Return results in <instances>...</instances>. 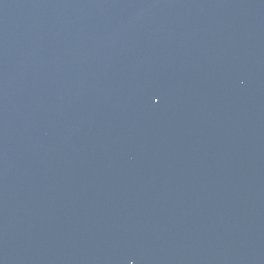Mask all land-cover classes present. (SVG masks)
I'll return each mask as SVG.
<instances>
[{
	"label": "water",
	"instance_id": "obj_1",
	"mask_svg": "<svg viewBox=\"0 0 264 264\" xmlns=\"http://www.w3.org/2000/svg\"><path fill=\"white\" fill-rule=\"evenodd\" d=\"M0 264H264V0H0Z\"/></svg>",
	"mask_w": 264,
	"mask_h": 264
}]
</instances>
